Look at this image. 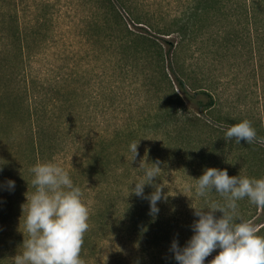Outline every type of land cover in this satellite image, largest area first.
<instances>
[{"label": "rangeland", "instance_id": "374dc122", "mask_svg": "<svg viewBox=\"0 0 264 264\" xmlns=\"http://www.w3.org/2000/svg\"><path fill=\"white\" fill-rule=\"evenodd\" d=\"M127 2L126 12L145 20L136 27L142 33L153 32L149 23L160 27L190 16L195 6V0ZM212 16L202 19V32L201 19L194 18L198 35L192 41L176 33L165 38L178 41L172 59L191 87L208 89L216 98V108L205 117L221 123L183 118L175 130L168 129L173 135L164 130L157 138L148 122L169 120L159 112L167 85L164 68L127 33L129 20L118 18L108 0H0V184L15 181L14 191L0 189V264H12L27 238L21 206L34 189L33 176L21 169L20 145L28 138L25 107L54 123L58 153L44 162L69 172L89 208L80 253L84 264H177L171 242L178 239L183 246L198 219L190 207L195 178L206 167L264 177V142L256 147L223 138L243 120L264 138V53L252 54L245 42L238 50L233 42L227 45V14ZM139 141L132 163L129 145ZM92 149L103 152L102 160L96 161ZM141 158L149 165L161 161L163 181L157 183L171 195L158 202L155 220L147 200L129 196L130 185L142 175ZM153 190L145 186L146 194ZM210 201L224 202L213 191L207 200L194 197V206ZM237 216L256 229L264 221L254 222L264 215L247 198L238 201Z\"/></svg>", "mask_w": 264, "mask_h": 264}, {"label": "clouds", "instance_id": "9594fccd", "mask_svg": "<svg viewBox=\"0 0 264 264\" xmlns=\"http://www.w3.org/2000/svg\"><path fill=\"white\" fill-rule=\"evenodd\" d=\"M223 138L236 143L241 140L248 144L264 142L248 120L226 129ZM139 143L129 145L132 163L139 155ZM137 168L142 170V175L130 185L129 196L134 194L147 200L149 215L155 220L160 212L158 202H166L171 196L164 191L168 187L163 182L157 183V179L163 181L164 168L161 161L149 165L144 158ZM30 172L34 191L26 195V203L21 206L24 228L21 232L24 237L26 233L27 238L12 257V264H84L80 253L84 234L90 226V213L82 199L81 188L74 184L68 171L53 162H37ZM149 185L154 190L146 194L145 186ZM0 189L14 191L15 181L6 180L0 184ZM193 191L194 197L206 200L214 191L224 202L210 201L205 207H196L194 197H190V207L198 219L193 221V234L183 246L178 239L171 242L169 251L177 264H205L206 258L217 249L218 254L208 264H264V235L258 234L252 223L237 216L238 201L245 198L257 207H264V177L230 176L227 169L206 167L203 174L195 178ZM217 211L222 215L217 216Z\"/></svg>", "mask_w": 264, "mask_h": 264}, {"label": "trees", "instance_id": "16d2710c", "mask_svg": "<svg viewBox=\"0 0 264 264\" xmlns=\"http://www.w3.org/2000/svg\"><path fill=\"white\" fill-rule=\"evenodd\" d=\"M114 11L118 13V18L122 20H129V27H126L127 33L132 35L135 40H139L145 45L147 57L156 60V64H161L164 68L166 89L161 98L160 113L163 112L164 116H168L169 120L164 119L162 122H148L150 124V134L155 133L158 138L159 131L166 130L167 135L171 136L173 133L168 131L175 127L182 121L180 119L187 118L189 121L196 119V121H206L214 126L220 124L218 120H212V118H206L205 113L209 110L215 109L217 100L212 92L205 88L194 89L188 83L184 76V73L178 70L172 57L178 50V41L168 40L165 37L171 36L176 33L184 39L192 41L194 37H197L198 32H195L196 20L200 21L199 32H202V19L214 14L212 18L220 19L224 14H227V45L233 42L234 49L238 50V44L245 42L248 50L253 54L264 53V0H195V6L192 14L186 16L183 19L174 20L170 25L155 27L152 24H148L149 28L153 32L142 33L140 26L143 18L136 16L132 18L129 12H126L128 8L127 0H108ZM131 7V6H130ZM227 11V13H225ZM134 15V14H132ZM195 22L193 23V20ZM137 27V28H136ZM196 28V27H195ZM193 29V30H192ZM203 29V30H202ZM230 45V44H229ZM229 47L228 50L233 49ZM26 110V131L28 132L27 142L20 145L22 148V164L24 165L22 171L24 175L33 174L29 169L37 162L43 163L45 158L51 159L58 153L59 138L58 134H55L54 123H49L47 120L40 118V113L33 109L25 107ZM179 116V120H174ZM205 118V119H203ZM167 127V129H166ZM164 128V129H163ZM184 128V127H183ZM182 128V129H183ZM189 132L190 129H183ZM168 131V132H167ZM164 135L162 133L161 137ZM175 139V138H174ZM257 147V143H252ZM99 149L102 148V143ZM26 148H25V147ZM96 147V146H95ZM94 147V148H95ZM25 148V149H24ZM94 150L96 155V161L102 160L104 154L99 153L98 150ZM48 156V157H46ZM94 158V159H95ZM264 215V207H261ZM256 218L254 222L260 223L263 221ZM257 232L260 235H264V221L257 228Z\"/></svg>", "mask_w": 264, "mask_h": 264}]
</instances>
